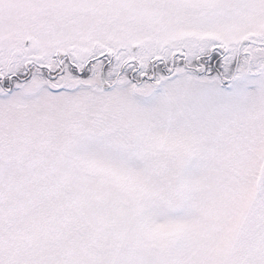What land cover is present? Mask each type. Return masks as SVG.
<instances>
[{
  "label": "snow or ice",
  "instance_id": "1",
  "mask_svg": "<svg viewBox=\"0 0 264 264\" xmlns=\"http://www.w3.org/2000/svg\"><path fill=\"white\" fill-rule=\"evenodd\" d=\"M0 264H264V0H0Z\"/></svg>",
  "mask_w": 264,
  "mask_h": 264
}]
</instances>
